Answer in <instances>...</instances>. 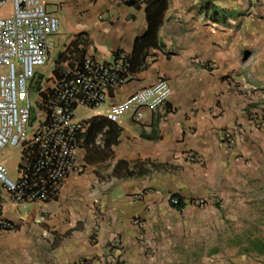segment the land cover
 Returning a JSON list of instances; mask_svg holds the SVG:
<instances>
[{
    "label": "crops",
    "instance_id": "1",
    "mask_svg": "<svg viewBox=\"0 0 264 264\" xmlns=\"http://www.w3.org/2000/svg\"><path fill=\"white\" fill-rule=\"evenodd\" d=\"M127 1L48 4L47 11L59 19L57 34L69 35L52 69L66 68L72 59L87 55L110 62L122 52L130 61L134 41L145 34L147 21L143 0L133 6ZM158 45L149 50L146 68L129 70L126 83L105 105L91 110V117L108 119L109 103L159 78L170 86L166 103L143 109L138 122L125 112L114 123L119 134L108 150L97 144L100 136L95 151L83 140L75 169L55 201L40 208L13 204L5 196L3 213L15 229L0 233V264L149 263L152 256L139 255L141 237L129 219L152 201L161 205L169 185H177L172 174L188 172L198 187L189 188L200 193L214 174L232 171L234 162L244 164L250 146L264 151V116L253 114L264 91V0H167ZM88 119L79 120L86 122L83 134ZM121 162L131 169L138 166L139 175L126 177ZM100 164L108 166L109 183L85 175ZM173 195L181 198L184 208L180 192L174 191L170 200ZM75 204L87 209L77 214ZM76 224L83 233L70 232ZM118 236L124 242L122 256Z\"/></svg>",
    "mask_w": 264,
    "mask_h": 264
},
{
    "label": "built area",
    "instance_id": "2",
    "mask_svg": "<svg viewBox=\"0 0 264 264\" xmlns=\"http://www.w3.org/2000/svg\"><path fill=\"white\" fill-rule=\"evenodd\" d=\"M64 2L0 0V233L15 229L3 213L5 196L13 204L40 208L57 199L83 146L86 122L74 119L75 109L105 105L130 75L129 58L122 52L110 62L87 55L72 59L66 68L56 66L48 75L35 71L48 63L52 39L59 31V19L47 5ZM170 93L168 81L159 78L124 100L109 103L107 118L117 123L130 112L138 122L143 109L163 106ZM6 147L17 157L13 165L11 156H3Z\"/></svg>",
    "mask_w": 264,
    "mask_h": 264
},
{
    "label": "rangeland",
    "instance_id": "3",
    "mask_svg": "<svg viewBox=\"0 0 264 264\" xmlns=\"http://www.w3.org/2000/svg\"><path fill=\"white\" fill-rule=\"evenodd\" d=\"M68 37L65 33L53 37L48 63L35 71L41 75L50 73L53 60H59L58 54L62 52ZM54 40L58 41L57 47L54 46ZM261 96L258 113L253 112L254 115L264 116V91ZM92 114L91 110L77 107L74 119L79 121L90 118ZM32 128L29 127L28 131ZM3 153V156H11L10 165H13L17 159L14 150L6 147ZM248 154L242 161L244 164L234 162L232 171L226 174L218 172L211 176L208 188L200 193L189 188V185L197 187V183L192 182L188 172L178 170L177 174H172L173 183L177 185L173 187L170 177L169 184L172 185H169L166 199L161 205L158 201H152L150 207L139 211L141 215L129 219L130 225L136 227L141 237L138 240L141 241L139 255H142V259L144 255L152 256L151 262L144 263L141 259V263L264 264V151L250 146ZM107 167L100 164L85 175L89 179L98 178L99 183H109ZM9 170L12 176V166H9ZM176 190L185 199V207L180 212L169 203L171 194ZM30 206L25 205L24 208ZM75 207L77 214L82 208L87 209L77 204ZM94 211H97L96 207ZM79 224L71 228L70 232L83 233ZM116 239L121 241L120 236ZM119 244L122 245L118 247L119 256H122L125 253L123 240Z\"/></svg>",
    "mask_w": 264,
    "mask_h": 264
},
{
    "label": "trees",
    "instance_id": "4",
    "mask_svg": "<svg viewBox=\"0 0 264 264\" xmlns=\"http://www.w3.org/2000/svg\"><path fill=\"white\" fill-rule=\"evenodd\" d=\"M145 5V15L147 21V30L143 36L137 38L134 41L132 52L130 54V72L136 73L147 66V59L150 57V49H158V32L163 21V16L167 8V0H143ZM128 5H135V0H128ZM206 10L207 6L204 7ZM213 19H216L213 18ZM61 55L58 54V58ZM87 129L83 134V140L85 146H91L95 151L99 149L95 146L94 141L100 136L102 143V151L108 150L112 145L117 143V136L119 134V128L116 124L105 119L103 117L94 116L87 120ZM119 167H122L125 171L126 177H135L139 175L137 172L138 166H134L132 169L128 163L121 162ZM172 199H176L177 203L173 204L170 200V205L176 210L180 211L184 204L178 195H173Z\"/></svg>",
    "mask_w": 264,
    "mask_h": 264
}]
</instances>
